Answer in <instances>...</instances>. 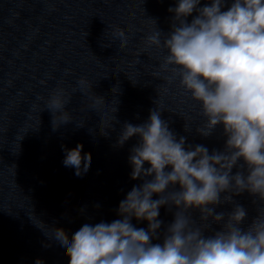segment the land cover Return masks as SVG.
Here are the masks:
<instances>
[{
  "label": "clouds",
  "instance_id": "clouds-1",
  "mask_svg": "<svg viewBox=\"0 0 264 264\" xmlns=\"http://www.w3.org/2000/svg\"><path fill=\"white\" fill-rule=\"evenodd\" d=\"M226 2L210 0L198 7L201 0H177V6L169 8L174 13L171 31L162 33L149 19L154 29L146 37L148 47L164 52L160 68L170 73L168 82L178 79L199 103L202 123L197 132L208 137L222 125L224 150L186 147V137L177 138L159 108L150 110L143 124L125 123L117 143L123 146L133 136L140 138L129 161L131 178L143 183L120 201V219L85 223L71 239L62 228L51 230L66 248L69 264H264V206L245 228L241 225L248 213L233 200L247 191L264 204V0H231L222 10ZM194 11L198 14L188 22ZM111 35L119 39V48L126 47L123 29L115 28ZM78 86L82 92L92 88L83 79ZM70 101L62 89L48 99L44 109L52 114L54 130L73 120L65 110ZM82 149L78 144L66 150L63 161L77 176L91 164V154L82 157ZM241 160V170L232 174ZM222 193L227 194L222 198ZM154 194L159 198L153 199ZM223 203L234 204L232 211L216 212L215 206ZM165 205L176 211L161 234L158 217ZM197 209L199 222L192 215ZM133 218L147 221V229L134 226ZM161 238L162 243H153Z\"/></svg>",
  "mask_w": 264,
  "mask_h": 264
}]
</instances>
